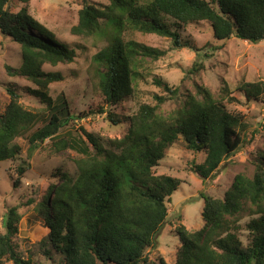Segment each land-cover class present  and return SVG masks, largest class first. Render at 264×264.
Instances as JSON below:
<instances>
[{
    "label": "trees",
    "instance_id": "1",
    "mask_svg": "<svg viewBox=\"0 0 264 264\" xmlns=\"http://www.w3.org/2000/svg\"><path fill=\"white\" fill-rule=\"evenodd\" d=\"M10 1L0 0V32L18 43L22 59L18 68L7 64V74L22 75L38 87L33 91L48 103L49 117L48 113L44 117L25 108L20 94L8 86L11 100L0 114V162L20 155L18 137L29 133L30 157L41 142L78 118L69 111L63 96L53 101L46 93L50 84L64 79L62 73L43 69L46 63L73 61L75 49L59 42L27 7L13 12ZM108 1L100 8L84 0L71 32L108 37V44L93 56L92 64L98 77L97 90L109 106L135 95L146 63L167 53L126 38L127 31L167 37L173 49L195 47L199 52L202 49L182 38V27L206 21L218 41L233 36L254 44L264 40V0ZM204 55L208 58L212 52ZM203 68L204 63L196 62L187 73ZM154 84L168 95H156V104L143 103L132 116L121 120L116 112L101 108L113 125L128 123L124 136L109 139L107 146L83 128L87 141L67 134L55 139L57 150L75 148L82 154L76 176L62 172L57 176L59 182L48 188L35 208L50 228L43 243L51 244L62 264H170L166 256L151 257L147 249L157 247L169 214L168 202L182 181L157 174L156 167L167 150L182 141L192 152H205V160L193 167L206 180L243 144L248 124L241 114L229 111L206 85L197 84V94L190 93L180 108L164 115L159 112L161 105L178 99L180 90L159 77ZM238 89L251 100L262 95L264 84L243 82ZM223 91L225 96L231 95L227 82ZM47 117V123L35 128ZM255 165L253 177L236 174L222 198L201 192L204 227L194 231L177 227L172 264H264V151L259 152ZM24 171L20 166V174ZM243 211L257 216L248 224L251 239L247 245L236 233L240 228L238 215ZM19 221L17 207H11L4 218L6 231L0 232V264H33L14 241Z\"/></svg>",
    "mask_w": 264,
    "mask_h": 264
},
{
    "label": "rangeland",
    "instance_id": "2",
    "mask_svg": "<svg viewBox=\"0 0 264 264\" xmlns=\"http://www.w3.org/2000/svg\"><path fill=\"white\" fill-rule=\"evenodd\" d=\"M90 1L100 8L109 3L108 0ZM83 3L84 0H11L9 3L13 12L27 7L30 14L47 26L59 42L75 49L76 56L73 61L46 63L43 69L62 73L64 79L50 84L46 93L53 101L63 96L69 111L78 118L71 120L58 134L41 142L30 157L29 133L18 137L16 142L22 148L20 155L13 160L0 162V232L6 231L4 218L7 211L11 207H17L20 221L14 241L19 251L26 259L31 258L33 264H62L61 256L54 251L51 244L43 243L50 228L35 208L40 199L48 194V188L59 182L57 176L62 172L76 176L77 161L82 154L75 148L57 150L55 139L59 134H67L70 138L81 136L87 141L86 133L81 129L83 128L107 146L109 139L124 136L128 123L113 125L108 119V113L105 110L102 112L101 108L116 112L123 120L124 117L136 114L143 103L156 104V95H168L162 87L154 84V79L159 77L180 90L178 99H168L161 105L159 112L167 115L180 108L190 93L197 94V84L203 83L229 111L241 114L248 127L243 131L241 147L222 161L211 178L203 180L193 167L195 163L205 160V152H192L182 141L174 143L156 167L157 174L172 175L182 181L168 202L169 214L158 235L157 247L147 249L151 257L161 254L172 264L176 259L174 246L178 241L177 227L183 225L191 231L204 227V200L201 192L222 198L236 174L243 173L253 177L255 173L258 154L264 151V90L261 96L248 100L238 86L243 82L264 84V40L254 44L233 36L225 41H218L206 21L182 27V38L202 49L199 52L195 47L173 49L171 39L167 37L127 31L126 38L165 49L167 53L159 60L146 63V67L142 69L144 76L139 80L135 95L109 106L97 90L98 77L92 64L93 56L108 44V37L105 34L77 35L71 32L72 27L79 21V11ZM214 46L220 48L213 50L211 47ZM20 51L18 43L0 32V114L11 100L7 92V87L11 86L20 94V102L25 108L46 117L48 103L33 91L38 87L22 75L7 74V64L20 67ZM206 52H212V55L205 58ZM196 62L204 63L205 69L188 74L187 71ZM224 82H227L231 91L228 97L223 91ZM48 117L41 118L35 128L47 123ZM20 166L25 168L22 174ZM248 214L243 211L238 215L240 228L236 232L245 245L251 239L248 224L257 217ZM46 250L50 254L46 255Z\"/></svg>",
    "mask_w": 264,
    "mask_h": 264
}]
</instances>
